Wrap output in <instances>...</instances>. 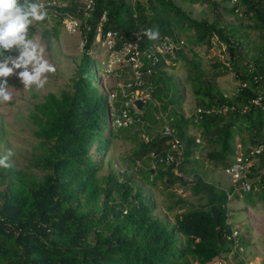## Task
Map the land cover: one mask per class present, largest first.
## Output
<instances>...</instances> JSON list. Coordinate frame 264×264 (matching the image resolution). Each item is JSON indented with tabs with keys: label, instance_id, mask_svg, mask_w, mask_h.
<instances>
[{
	"label": "trees",
	"instance_id": "16d2710c",
	"mask_svg": "<svg viewBox=\"0 0 264 264\" xmlns=\"http://www.w3.org/2000/svg\"><path fill=\"white\" fill-rule=\"evenodd\" d=\"M175 1L205 4L211 18H193L174 0H147L145 4L93 0L94 8L85 16L74 5L52 7L59 19L64 12L79 16L82 54L70 88L59 95L45 94L30 113L37 127L35 135L45 148L43 156L32 164L45 174L40 181L31 184L15 172L6 189L0 192V264H206L219 255L235 252L229 236L231 225L226 220L227 202L237 194L227 198V194L233 192L232 187L221 188L195 172L190 173V178L177 175L171 166L158 162L167 148L166 137L161 133L137 143L135 157H150L154 161L152 171L145 168L138 172L150 185L156 179H163L166 186L189 185L192 195L204 198L202 204L190 205L181 199L165 204L163 209L172 216L170 222L164 224L152 214V201L133 187L129 179H118L109 171L102 177L106 187H98L101 164L98 158L94 159L91 146L95 145L96 153L107 146L108 138L103 130L109 105L105 95L92 83L87 51L93 41L95 22L103 12L102 31L118 32L115 47L130 40L132 32L149 28L158 29L160 36L167 35L175 41L179 39L176 32H189L191 46L210 47L212 38L224 45L226 65H213V69L221 67V70L212 72L209 79L204 78L197 61H184L186 79L192 85L194 108H200L201 112L196 121L194 111L188 117L173 109L166 114L175 135L181 142L184 140L183 162L192 159L196 147L195 137L188 133L189 127L197 130L207 148L205 160L216 169L224 170L231 162L235 136L243 146V132L248 135L249 144L263 143L264 90L260 89H264V0H235L230 2L229 8H222L216 0ZM224 14L249 20L245 27L257 32L260 50L251 59L246 60L241 55V23L227 22ZM32 31L30 27V35ZM182 48L175 51L174 58L183 56ZM147 65L146 62L144 66ZM165 66L168 65L159 59L151 66L150 74L143 76L142 84L163 111L166 110V105L162 104L166 86L158 81ZM227 73L237 82L230 96L221 93L214 81L218 75ZM124 99L118 93L113 102L115 110ZM152 110L155 108L148 103L134 123L143 121L144 115L151 112L150 122L161 128L162 120H156ZM142 124L150 125L146 121ZM252 148H246L245 152ZM255 160V167L262 173L256 183L250 185V190L243 193V200L249 204H253V200H264V148L255 155ZM2 177L0 169V179ZM98 191L102 193L98 206L92 211H82L83 203H93ZM210 206L215 208L217 226ZM165 219L169 218L165 216Z\"/></svg>",
	"mask_w": 264,
	"mask_h": 264
},
{
	"label": "rangeland",
	"instance_id": "374dc122",
	"mask_svg": "<svg viewBox=\"0 0 264 264\" xmlns=\"http://www.w3.org/2000/svg\"><path fill=\"white\" fill-rule=\"evenodd\" d=\"M81 0H40L47 9V18L43 22H34L31 26L33 31L32 36L39 38L42 45L45 47L46 59L52 63L56 72L48 74V83L43 89H36L34 86L30 90H25L23 84L19 81L16 75L7 78L8 84L13 91V100L6 104H0V154H3L7 149H12L15 155L11 158L13 167L8 170L2 169L3 177L0 179V192L6 189L7 183L13 179L15 172H18L20 178L27 183H35L42 179L44 171L33 166V161L38 160L45 153V148L39 144V139L35 135L36 125L30 118L34 105L39 103L43 96L47 93L59 95L63 90L70 88V80L74 77L76 65L82 54V35L78 18V28L74 32H67L64 25L63 15L59 19L52 7L54 6H70L74 5L77 9L81 6ZM130 2L146 3L147 0H129ZM222 8H229L231 3L229 0H216ZM174 2L183 10L196 19L211 18V11L205 4H185L178 1ZM76 17V16H75ZM224 18L227 22L241 23L239 31L240 36V51L241 55L246 60L251 59L260 50L261 41L257 32L245 27L250 21L240 16L226 15ZM82 25V24H81ZM179 39L183 40L181 57L171 59L170 64L165 66L163 75L159 83L166 86V96L162 98V104L166 105V114L173 109L182 114L184 117L190 116L195 110L193 96L191 93L192 85L186 79L187 66L185 59H191L199 63V69L202 71L204 78L212 77V72L220 71L221 67L212 68L213 65H226L227 52L224 45L212 38L210 47L206 45L191 46L189 40L191 34L175 33ZM91 54L90 59L96 60L98 72H90L91 80L97 91L105 97L111 91H116L118 88L116 83H124L127 81L126 69L122 66L116 67L113 72L105 73L101 69L104 68L103 61L105 60V52L99 41L93 40L90 44ZM88 52V51H87ZM15 55V53L13 54ZM96 57V58H95ZM213 69V71H212ZM19 71V70H17ZM217 89L224 95L230 96L236 89L237 82L234 81L231 73L218 75L214 79ZM158 83V84H159ZM161 84V85H162ZM264 89L261 88L260 91ZM170 100L171 103L169 102ZM110 100L109 111H115V105ZM114 106V107H112ZM162 110V109H161ZM163 111V110H162ZM150 113L144 115V122H148L149 126H145L143 121H136L129 128H115L110 124L109 117L107 125L103 130L104 135L108 138L107 146L99 153H96L95 145L91 146V153L94 159H99L101 168L98 172V187L102 189L106 187L103 178L109 171L112 172L118 179H129L133 187L141 190L143 196L152 201L154 209L152 214L165 224L170 222V219H165V211L161 210L167 203L174 201H185L190 205L202 204L205 200L202 197L194 196L190 192L189 185L173 184L166 186L163 179H156L153 184H147L143 179L138 169L150 168V157L138 159L134 155L135 147L138 142L145 141L146 137L154 134H160V127L157 124L150 122ZM149 116H148V115ZM194 127H189L188 133L193 135L197 151L196 158L182 163L184 177L190 178V173L195 172L202 176L206 181L228 190L232 187L231 194H237L234 190V182L228 177L222 169H216L214 166L205 160L204 153L207 148L204 142L198 137V133ZM245 141L244 146L240 143L239 137H234L235 153L245 152L246 148L254 147L249 144L248 135L244 132L241 134ZM263 143L261 148H264V129L262 132ZM184 143V140L182 139ZM256 147V146H255ZM239 148V150H238ZM232 159V157H231ZM256 160H253L252 167L246 174L250 185H254L258 176L262 173L256 167ZM148 180H150L148 178ZM230 194V193H229ZM243 195L236 198H229L227 202V223L231 228L237 231L238 248L235 252H230L227 259V264H264V200H253V204L244 202ZM254 194L251 198L254 199ZM102 197L101 191H98V196L93 203H83L82 211L94 210ZM163 209V208H162ZM168 215L171 217L172 214ZM245 244V245H244ZM250 246L247 255L244 254V246ZM241 247V248H240ZM252 253H257L254 258ZM257 256H260L259 258ZM217 259V258H216ZM215 260V259H214ZM206 264H210L206 263Z\"/></svg>",
	"mask_w": 264,
	"mask_h": 264
},
{
	"label": "built area",
	"instance_id": "2783aa9c",
	"mask_svg": "<svg viewBox=\"0 0 264 264\" xmlns=\"http://www.w3.org/2000/svg\"><path fill=\"white\" fill-rule=\"evenodd\" d=\"M235 0H230L234 2ZM81 10L83 16L90 13L94 8L93 0H81ZM64 25L67 32H74L76 27L78 28V18L71 15L68 12H64ZM105 21L104 12L101 13L96 22L93 32V40L99 41L100 45L105 52V60L103 61L104 68L102 72L110 73L118 67L122 66L127 72V81L124 83H116L118 88L117 92L125 97L121 106L115 111H109L108 117L110 124L114 127H129L142 113V109L148 104L154 107L152 110L154 118L156 120H162L160 133L166 137L167 148L164 153L158 158V162H162L164 166H171L172 170L177 175L184 174L180 171L183 163V145L180 139L175 135L173 128L169 125L166 119V112L160 109V104L153 100L147 89L142 87L143 76L148 75L151 72V66L154 65L159 59L163 61L165 65H169L171 59L175 56V51L183 46L181 39L173 40L167 35L160 36L158 41L149 40L143 33L144 30L132 32V37L128 41L122 42L118 47H115L118 39V32L114 29H106L102 31V25ZM82 41H80L81 43ZM93 42V41H92ZM159 45V49L157 48ZM91 48V47H90ZM88 50V54H91V50ZM96 58V57H95ZM99 60L96 58L90 63V72H98L97 66L94 62ZM147 62V66H144ZM133 88V89H131ZM131 89V90H130ZM116 91H111L107 94L106 101L110 105V100H115ZM134 99H139L142 102V109L137 110L132 104ZM200 108L194 110V121L198 118ZM197 142V140H195ZM261 145L253 147L248 152L235 153L229 165L224 169L228 177L234 182V190L237 195L241 196L250 190V182L248 181L246 174L252 166L255 155L261 150ZM239 150V148H238ZM152 158L154 156L150 155ZM154 164V161H151ZM189 178V177H188ZM231 196V193L227 194V198ZM230 238L232 239V251H237L238 248V235L237 231L231 229ZM215 259V260H214ZM210 261V264H224L221 257L214 258Z\"/></svg>",
	"mask_w": 264,
	"mask_h": 264
},
{
	"label": "clouds",
	"instance_id": "9594fccd",
	"mask_svg": "<svg viewBox=\"0 0 264 264\" xmlns=\"http://www.w3.org/2000/svg\"><path fill=\"white\" fill-rule=\"evenodd\" d=\"M47 15L40 0H0V104L13 100L8 77L16 75L25 90L33 86L43 89L48 83V74L56 72L55 66L46 59L45 47L39 38L29 32L34 22H43ZM143 34L151 41L160 39L158 29L149 28ZM14 155L12 149L0 154V169H11Z\"/></svg>",
	"mask_w": 264,
	"mask_h": 264
},
{
	"label": "crops",
	"instance_id": "0c3cea01",
	"mask_svg": "<svg viewBox=\"0 0 264 264\" xmlns=\"http://www.w3.org/2000/svg\"><path fill=\"white\" fill-rule=\"evenodd\" d=\"M195 140H197V138H196ZM196 152H197V151L193 150V152H192V156H191L192 159H193V158H196V154H195ZM209 182H210V181H209ZM244 202H245V201H244ZM250 205H251V204H250ZM162 208H163V207H162ZM162 208H161V210L165 211V210L162 209ZM165 213H169V212H166V211H165ZM166 217L169 218V219L171 218L168 214H166ZM231 229H232V228H231ZM237 237H238V236H237ZM244 245H245V244H244ZM244 245H243V246H244ZM249 247H250V246H247V247L244 246V250H243V251H245V249L247 250V251L244 252L245 255H247L248 250H250ZM240 248H241V247H240ZM230 254H231V253L229 252V253L224 254V255H219V257H221V258L223 259L224 264H227V259H228V257L230 256ZM231 255L233 256V254H231ZM252 255H253V257L255 258L256 255H257V253H256V254H255V253H252ZM257 257L259 258L260 256H257Z\"/></svg>",
	"mask_w": 264,
	"mask_h": 264
},
{
	"label": "water",
	"instance_id": "95a60500",
	"mask_svg": "<svg viewBox=\"0 0 264 264\" xmlns=\"http://www.w3.org/2000/svg\"><path fill=\"white\" fill-rule=\"evenodd\" d=\"M132 104L135 106V108L137 110L142 109V102L139 99H134L132 101ZM151 171H152V169H151ZM210 214H211L212 220L214 222V225L217 226V214H216L214 206H210ZM194 264H199V263H194Z\"/></svg>",
	"mask_w": 264,
	"mask_h": 264
}]
</instances>
